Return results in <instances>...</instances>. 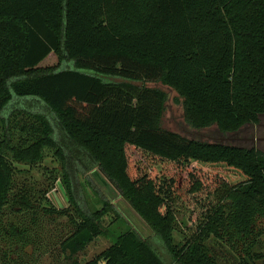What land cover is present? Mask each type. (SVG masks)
<instances>
[{
	"label": "trees",
	"instance_id": "16d2710c",
	"mask_svg": "<svg viewBox=\"0 0 264 264\" xmlns=\"http://www.w3.org/2000/svg\"><path fill=\"white\" fill-rule=\"evenodd\" d=\"M51 54L57 65L40 67ZM150 84L177 94L194 129L230 135L258 124L264 116V0H0V263L26 256L36 243L34 229L42 227L29 194L12 193V162L35 166L47 149L61 161L71 197L77 167L97 168L176 264L217 263L199 237L173 243L172 219L158 210L166 206L164 197L153 196L152 180L140 178L128 148L187 168L174 189L189 207L226 184L217 174L189 168L191 161L239 171L246 180L227 189L200 233L235 248L264 232V153L164 131L167 96ZM16 101L23 107L9 111ZM36 107L43 112H33ZM15 132L25 135L19 146ZM74 202L80 221L67 210H45L69 219L50 235L66 264H81L79 253L112 236L104 217L116 213L108 202L94 212ZM6 210L19 218L3 220ZM113 242L86 264H168L135 229Z\"/></svg>",
	"mask_w": 264,
	"mask_h": 264
},
{
	"label": "rangeland",
	"instance_id": "374dc122",
	"mask_svg": "<svg viewBox=\"0 0 264 264\" xmlns=\"http://www.w3.org/2000/svg\"><path fill=\"white\" fill-rule=\"evenodd\" d=\"M56 65L57 58L54 54H51L39 66L46 68ZM137 85L139 86L140 84ZM149 87L160 89L167 96L161 123L164 131L175 133L186 140L220 143L247 149L253 148L264 153V142L258 143V145L251 142L254 136L258 137L263 134V129L259 131L258 129L249 128L230 135H221L214 127L200 130L194 129L186 123L182 100L175 92L159 84H150ZM22 103L13 102L8 108L9 111L14 106L17 108L23 107ZM18 104L22 105L17 106ZM33 112L43 111L41 108L36 107ZM20 119H22V116L19 117ZM22 122L25 123L28 120L23 117ZM262 122L264 123V118H262ZM15 138V145L19 146L22 144L19 138L24 139L25 135L15 132ZM127 153L131 161L139 169L140 178H150L152 180V192L157 201H163L164 197L163 202L166 206L161 205L158 210L166 221H171L172 219L174 229L171 236L175 245L181 246L186 240L190 241L199 237V242L209 250L210 255L217 264H264L263 231H256L253 238L254 241H249L245 245L238 243L235 248L214 235L200 233V226L205 222L206 217L211 214L212 209L218 205V201L225 195L227 189L244 183L246 180L239 171L228 168L223 164L210 165L191 161L189 168H196L200 174H205L209 177L217 174L226 184L224 189L217 194L214 193L204 198L201 204L189 207L183 203L174 189V183L178 182L179 177L183 178L189 174L190 171H187V168H178L162 162L158 158L134 148H128ZM11 156V154H8L7 158L12 162ZM12 163L16 168L12 193L20 190L29 194L36 205L37 217H39L42 227L37 228L36 231L34 229L32 234L35 236L36 243L34 247H28L25 250L27 252L26 256L19 255L14 259L8 258L0 264H66L67 261L60 254V251L51 245L53 238H50V235L54 231H58V228L66 224L69 219L66 217L58 218L56 215L50 217L45 213V210H67L71 219L80 221L74 202L76 200H78V204L82 209L88 212L101 211L104 202L111 203L113 210L116 211V213H109L104 217V225L110 229L112 236L95 239L84 252L77 255L79 263L86 264L95 259L114 243V237L126 233L130 229H135L143 237L152 241L154 248L164 258L166 263L176 264L167 256L158 241L154 240L150 229L123 201L120 193L109 184L97 168L94 171L86 172L79 166L77 167L78 170H76L74 175L73 197H71L65 190L62 180L63 169L61 161L56 157L54 150H45L43 161L35 166ZM201 183H203L202 180ZM167 200L168 202H165ZM14 217L19 218V215L11 214L9 210H6L3 220L9 222ZM259 229L264 230L263 226H259ZM101 264L103 263L101 262Z\"/></svg>",
	"mask_w": 264,
	"mask_h": 264
},
{
	"label": "flooded vegetation",
	"instance_id": "af4514ba",
	"mask_svg": "<svg viewBox=\"0 0 264 264\" xmlns=\"http://www.w3.org/2000/svg\"><path fill=\"white\" fill-rule=\"evenodd\" d=\"M262 118H264V116H262ZM262 118H261V120H260V122L258 124H256V125H248V126H245L242 129V130H244V129L247 130V129L251 128V129H258L259 131H260V129H263V131H262L263 134L261 136H258V137L254 136L252 138V140H251V142L256 144V145H258V143L264 142V123L262 122Z\"/></svg>",
	"mask_w": 264,
	"mask_h": 264
}]
</instances>
